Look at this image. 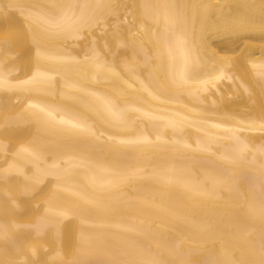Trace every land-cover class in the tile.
<instances>
[{"label": "bare ground", "instance_id": "1", "mask_svg": "<svg viewBox=\"0 0 264 264\" xmlns=\"http://www.w3.org/2000/svg\"><path fill=\"white\" fill-rule=\"evenodd\" d=\"M0 264H264V0H0Z\"/></svg>", "mask_w": 264, "mask_h": 264}]
</instances>
